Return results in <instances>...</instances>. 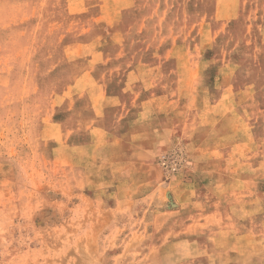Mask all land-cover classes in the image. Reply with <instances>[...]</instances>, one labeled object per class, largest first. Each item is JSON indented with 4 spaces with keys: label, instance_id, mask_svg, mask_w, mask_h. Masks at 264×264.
I'll use <instances>...</instances> for the list:
<instances>
[{
    "label": "rangeland",
    "instance_id": "374dc122",
    "mask_svg": "<svg viewBox=\"0 0 264 264\" xmlns=\"http://www.w3.org/2000/svg\"><path fill=\"white\" fill-rule=\"evenodd\" d=\"M263 33L264 0H0V264H264V232L236 231V251L212 200L199 205L204 228L150 229L177 202L156 206L138 180L187 172L186 142L156 148L143 166L94 163L84 127L61 106L93 79L119 92L128 77L184 76L191 100L229 88L235 122L247 113L262 128Z\"/></svg>",
    "mask_w": 264,
    "mask_h": 264
},
{
    "label": "crops",
    "instance_id": "0c3cea01",
    "mask_svg": "<svg viewBox=\"0 0 264 264\" xmlns=\"http://www.w3.org/2000/svg\"><path fill=\"white\" fill-rule=\"evenodd\" d=\"M176 69L181 72L183 64ZM186 70L188 67L184 66ZM86 75L87 81L90 74ZM100 82L93 79L84 96H76V101L61 105L71 109L74 112L71 114L79 120L75 130L84 127L88 140L82 147L90 156L93 151L97 152L94 163L110 165L116 161L122 168L143 166L160 146L169 147L176 141L188 145L192 165L187 172L169 182L161 176L151 181L137 177L138 182L152 184L148 195L156 206H165L167 197L177 202L175 207L155 211L149 224L151 230L185 234L204 228L203 218H198L204 206L199 205L212 200V211L229 216L234 225L229 223L227 230L229 236L233 232L231 242L236 251V231L248 236L255 231L264 232V219L253 222L246 217L242 223L236 216H264V120L262 128L258 127L254 117L245 113L244 120L237 124V114L231 109L237 100L233 90L224 87L220 95H197L191 100L189 79L184 76L172 81L158 77L150 79L147 85L137 76L128 77L119 92L110 91V83ZM88 83L89 80L85 84ZM75 86L74 80L71 88ZM98 87L100 90L96 93ZM125 93L129 95L126 97ZM193 101L198 111L190 121L188 115ZM130 180L133 178L125 177L123 183ZM238 222L242 223L240 228H237ZM164 241L162 244L168 238Z\"/></svg>",
    "mask_w": 264,
    "mask_h": 264
},
{
    "label": "built area",
    "instance_id": "2783aa9c",
    "mask_svg": "<svg viewBox=\"0 0 264 264\" xmlns=\"http://www.w3.org/2000/svg\"><path fill=\"white\" fill-rule=\"evenodd\" d=\"M167 163H168L167 157L166 156H163L162 157V165H167Z\"/></svg>",
    "mask_w": 264,
    "mask_h": 264
}]
</instances>
